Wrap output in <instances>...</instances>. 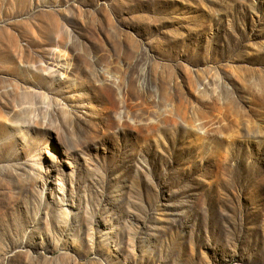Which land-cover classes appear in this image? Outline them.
<instances>
[{"label":"rangeland","instance_id":"rangeland-1","mask_svg":"<svg viewBox=\"0 0 264 264\" xmlns=\"http://www.w3.org/2000/svg\"><path fill=\"white\" fill-rule=\"evenodd\" d=\"M0 264H264V0H0Z\"/></svg>","mask_w":264,"mask_h":264}]
</instances>
